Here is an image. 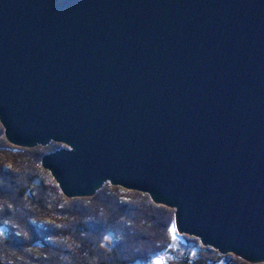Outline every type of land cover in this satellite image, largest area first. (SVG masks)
I'll return each mask as SVG.
<instances>
[{
    "label": "water",
    "instance_id": "water-1",
    "mask_svg": "<svg viewBox=\"0 0 264 264\" xmlns=\"http://www.w3.org/2000/svg\"><path fill=\"white\" fill-rule=\"evenodd\" d=\"M0 124L67 147L40 162L66 197L147 194L264 264V0H0Z\"/></svg>",
    "mask_w": 264,
    "mask_h": 264
},
{
    "label": "trees",
    "instance_id": "trees-1",
    "mask_svg": "<svg viewBox=\"0 0 264 264\" xmlns=\"http://www.w3.org/2000/svg\"><path fill=\"white\" fill-rule=\"evenodd\" d=\"M61 147H14L0 125V264H151L155 257L163 264H248L187 236L186 249L193 250L175 255L178 239L167 230L173 211L147 195L107 184L90 199L61 198L40 169L41 157ZM44 208L65 221L39 220Z\"/></svg>",
    "mask_w": 264,
    "mask_h": 264
},
{
    "label": "rangeland",
    "instance_id": "rangeland-1",
    "mask_svg": "<svg viewBox=\"0 0 264 264\" xmlns=\"http://www.w3.org/2000/svg\"><path fill=\"white\" fill-rule=\"evenodd\" d=\"M1 125V124H0ZM2 127V126H1ZM3 129V128H2ZM4 134V133H3ZM5 138V137H4ZM6 140V139H5ZM6 142H7V140H6ZM8 143V142H7ZM50 143H54V144H59V143H56V142H50ZM10 144V143H9ZM11 145V144H10ZM61 145V144H60ZM49 146V144L48 145H46V146H36V147H33V148H25V149H27V150H32V151H35V150H37V149H39V148H47ZM14 147H16V146H14ZM62 147H63V145H62ZM61 147V148H62ZM18 148H20V147H18ZM38 151V150H37ZM47 154V153H46ZM45 155V154H44ZM42 158V157H41ZM25 159H27V157H25ZM40 162H41V159H40ZM30 163H33V161L32 160H30ZM6 164H8V163H6ZM40 169H41V174L42 175H44V177H46V178H48V175H49V177H51V175H50V173H49V171H47L46 169H44L42 166H41V163H40ZM51 179L53 180V178L51 177ZM53 184H54V186L53 187H56L57 188V190H58V192H59V196H61V198H63V199H65V200H72V199H90V198H93L95 195H93V196H91V197H72V198H68V197H66L65 195H63V193L60 191V189L58 188V186H57V184L55 183V181L53 180ZM108 183H106V184H104L103 186H102V188H105V186L107 185ZM110 187H114V188H120V187H117V186H112V185H110V184H108ZM101 188V189H102ZM100 189V190H101ZM120 189H122V188H120ZM99 190V191H100ZM122 190H124V191H126L127 193H129V196H131V193H133V194H135V193H137L138 195H141V196H144V195H147V194H144V193H141V192H137V191H133V190H125V189H122ZM99 191H97V192H99ZM148 196V195H147ZM149 197V196H148ZM58 198L59 197H56L54 200L57 202V200H58ZM56 202H55V204H56ZM156 205V204H155ZM158 206H161V205H158ZM74 207H75V205H74ZM167 208V207H166ZM169 209V208H168ZM172 210V209H171ZM65 211V210H64ZM173 211V210H172ZM63 215L64 214H62V216H59V217H55V216H53L52 217V215H50V212H49V209L48 208H44V210H43V212H41V216L39 215V220H42V221H44V220H47V221H49V222H53V224L55 223V224H57V225H61L64 221H65V219H64V217H63ZM54 224V225H55ZM126 225L127 226H131V223H127L126 222ZM130 232V231H129ZM175 239H178L177 240V243L174 245V249H173V251L175 252V255H177V254H182L183 252H185V251H192L193 249L192 248H188V249H186L187 248V245L184 243V241H183V239H182V236L181 237H176ZM173 248V247H172ZM230 255V254H229ZM233 256V255H232ZM235 257V256H234ZM47 258V257H46ZM158 257H155V258H153L152 259V261L154 260V259H157ZM238 258V257H237ZM240 259V258H239ZM48 260V259H47ZM151 261V262H152ZM243 261V260H242ZM245 262V261H244ZM247 263V262H246ZM248 264H250V263H248Z\"/></svg>",
    "mask_w": 264,
    "mask_h": 264
},
{
    "label": "snow or ice",
    "instance_id": "snow-or-ice-1",
    "mask_svg": "<svg viewBox=\"0 0 264 264\" xmlns=\"http://www.w3.org/2000/svg\"><path fill=\"white\" fill-rule=\"evenodd\" d=\"M167 230H168L169 237L171 239L175 240L176 234H177V229H176L175 223L173 222L172 224H170L168 226V229ZM151 264H163V261H162L161 258H157V259L153 260L151 262Z\"/></svg>",
    "mask_w": 264,
    "mask_h": 264
},
{
    "label": "bare ground",
    "instance_id": "bare-ground-1",
    "mask_svg": "<svg viewBox=\"0 0 264 264\" xmlns=\"http://www.w3.org/2000/svg\"><path fill=\"white\" fill-rule=\"evenodd\" d=\"M3 128V127H2ZM3 133H4V130H3ZM5 137V136H4ZM8 142V141H7ZM50 144V143H49ZM13 146V145H12ZM22 148V147H21ZM63 148H67L66 146H63ZM60 149V148H59ZM58 150V149H57Z\"/></svg>",
    "mask_w": 264,
    "mask_h": 264
}]
</instances>
